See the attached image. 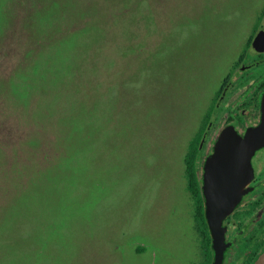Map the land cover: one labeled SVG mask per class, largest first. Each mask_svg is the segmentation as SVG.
I'll return each instance as SVG.
<instances>
[{
    "label": "rangeland",
    "instance_id": "obj_1",
    "mask_svg": "<svg viewBox=\"0 0 264 264\" xmlns=\"http://www.w3.org/2000/svg\"><path fill=\"white\" fill-rule=\"evenodd\" d=\"M263 5L0 0V264H202L183 157Z\"/></svg>",
    "mask_w": 264,
    "mask_h": 264
},
{
    "label": "flooded vegetation",
    "instance_id": "obj_2",
    "mask_svg": "<svg viewBox=\"0 0 264 264\" xmlns=\"http://www.w3.org/2000/svg\"><path fill=\"white\" fill-rule=\"evenodd\" d=\"M263 96L264 6L255 14L235 60L211 99L205 114V132L192 156V188L201 193L192 195V201L203 202L204 215L205 165L218 136L224 128L231 127L244 137L250 128L258 127L264 119ZM249 164L251 173L245 191L222 218L224 248L220 264H253L264 250V142L250 154ZM213 258L214 251L210 264Z\"/></svg>",
    "mask_w": 264,
    "mask_h": 264
},
{
    "label": "water",
    "instance_id": "obj_3",
    "mask_svg": "<svg viewBox=\"0 0 264 264\" xmlns=\"http://www.w3.org/2000/svg\"><path fill=\"white\" fill-rule=\"evenodd\" d=\"M263 142L264 119L258 127L250 128L244 137L231 127L224 128L218 136L214 152L206 162L203 193L206 200L205 218L214 251L211 264L221 263L224 248L222 218L245 191L244 185L251 173L250 154ZM253 264H264V250Z\"/></svg>",
    "mask_w": 264,
    "mask_h": 264
},
{
    "label": "trees",
    "instance_id": "obj_4",
    "mask_svg": "<svg viewBox=\"0 0 264 264\" xmlns=\"http://www.w3.org/2000/svg\"><path fill=\"white\" fill-rule=\"evenodd\" d=\"M206 124V116H204L203 121L198 129V131L194 134V136L189 140L187 145V150L183 157L184 162V176L186 180V189L190 193V195L200 196L201 193L198 190L192 188V178L194 175V167L192 156L195 153L196 147L198 145L199 138L204 132ZM193 216L195 220V224L197 229L200 232L201 240H202V248L204 251V261L202 264H210V261L213 256L212 245H211V236L208 230V226L206 223V218L204 215V206L203 202H195L193 208Z\"/></svg>",
    "mask_w": 264,
    "mask_h": 264
},
{
    "label": "crops",
    "instance_id": "obj_5",
    "mask_svg": "<svg viewBox=\"0 0 264 264\" xmlns=\"http://www.w3.org/2000/svg\"><path fill=\"white\" fill-rule=\"evenodd\" d=\"M264 6V5H263ZM262 6V7H263ZM261 7H259V9H260ZM258 9V10H259ZM258 12V11H257ZM256 12V13H257ZM255 13V14H256ZM255 14L253 15V20H254V16H255ZM253 20H252V22H253ZM252 22H251V24H252ZM251 24H250V27H251ZM250 27L245 31L246 33H244L243 34V38H242V41H241V45H240V47H239V49L241 48V46H242V44H243V41L245 40V37H246V35H247V33H248V31L250 30ZM239 49H238V51H239ZM238 51H237V53H236V56H237V54H238ZM236 56H235V58H236ZM235 58L231 61V63L229 64V67L227 68V70L225 71V73L223 74V76L221 77V79H220V82H219V84H218V86L216 87V89L214 90V92H213V94H212V96H211V98H210V102H211V99H212V97H213V95H214V93L216 92V90L218 89V87H219V85H220V83H221V81H222V79L224 78V76L227 74V72H228V70H229V68H230V65L233 63V61L235 60ZM210 102H209V104H210ZM209 104H208V106H209ZM208 108V107H207ZM206 111H207V109H206ZM206 111L204 112V115H203V118H204V116H205V114H206ZM203 118H202V120H203ZM202 123V122H201ZM200 127V126H199ZM198 127V128H199ZM198 131V129L195 131V133ZM194 133V134H195ZM194 136V135H193ZM192 136V137H193ZM191 137V138H192ZM190 138V139H191ZM187 150V149H186ZM186 152V151H185ZM184 163V162H183Z\"/></svg>",
    "mask_w": 264,
    "mask_h": 264
}]
</instances>
